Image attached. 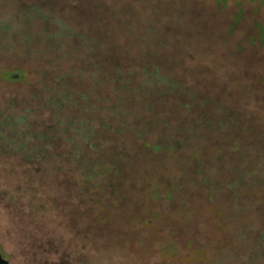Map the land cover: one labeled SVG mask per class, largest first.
I'll list each match as a JSON object with an SVG mask.
<instances>
[{
	"label": "rangeland",
	"instance_id": "374dc122",
	"mask_svg": "<svg viewBox=\"0 0 264 264\" xmlns=\"http://www.w3.org/2000/svg\"><path fill=\"white\" fill-rule=\"evenodd\" d=\"M0 26V67L27 73L13 89L0 85V109L39 96L42 72L98 93L89 68L102 52L111 84L133 88L143 115L158 114L156 131L174 137L175 161L165 150L155 162L178 184L161 215L181 232L178 253L129 257L107 243L104 264H264V0H0ZM32 242L0 205L2 257L40 264Z\"/></svg>",
	"mask_w": 264,
	"mask_h": 264
},
{
	"label": "trees",
	"instance_id": "16d2710c",
	"mask_svg": "<svg viewBox=\"0 0 264 264\" xmlns=\"http://www.w3.org/2000/svg\"><path fill=\"white\" fill-rule=\"evenodd\" d=\"M96 59L89 71L103 83L98 93L82 91V80L72 87L61 83L62 73L42 72L35 77L43 82L39 96L9 97L0 109V205L41 247L40 264H104L107 243L129 257L178 253L180 230L161 219L178 184L155 162L165 150L175 161L174 137L156 131L158 114L143 115L149 106L132 100L133 88L111 84L105 54ZM19 82H27L25 70L0 67L4 89ZM187 191L192 197V183ZM165 216L172 221L174 211Z\"/></svg>",
	"mask_w": 264,
	"mask_h": 264
},
{
	"label": "water",
	"instance_id": "95a60500",
	"mask_svg": "<svg viewBox=\"0 0 264 264\" xmlns=\"http://www.w3.org/2000/svg\"><path fill=\"white\" fill-rule=\"evenodd\" d=\"M0 264H9L8 260H6L5 258L2 257L1 253H0Z\"/></svg>",
	"mask_w": 264,
	"mask_h": 264
}]
</instances>
